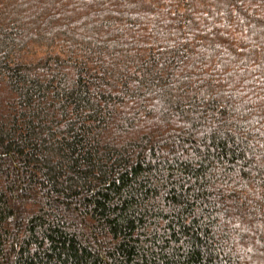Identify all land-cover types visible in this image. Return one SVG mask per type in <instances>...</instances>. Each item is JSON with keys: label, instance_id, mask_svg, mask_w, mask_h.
I'll list each match as a JSON object with an SVG mask.
<instances>
[{"label": "trees", "instance_id": "obj_1", "mask_svg": "<svg viewBox=\"0 0 264 264\" xmlns=\"http://www.w3.org/2000/svg\"><path fill=\"white\" fill-rule=\"evenodd\" d=\"M0 264H264V0H0Z\"/></svg>", "mask_w": 264, "mask_h": 264}]
</instances>
